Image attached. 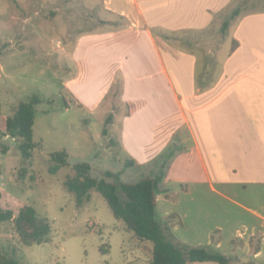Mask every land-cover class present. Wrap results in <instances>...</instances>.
I'll list each match as a JSON object with an SVG mask.
<instances>
[{"label": "rangeland", "instance_id": "374dc122", "mask_svg": "<svg viewBox=\"0 0 264 264\" xmlns=\"http://www.w3.org/2000/svg\"><path fill=\"white\" fill-rule=\"evenodd\" d=\"M58 1L0 0V190L3 194L0 208H10L15 213L18 206L31 205L50 224L47 242L23 245L18 241L12 224L3 223L0 225V246L15 247L20 264H150L151 244L141 242L126 232L123 223L112 216L99 193L91 191L89 202L77 206L74 195L63 185L64 180L73 175L74 164L88 163L90 175L99 178L105 171L123 170L128 156L118 145L115 135L109 131L106 136L101 133L110 109L116 110L120 106L118 85L112 88L102 110L88 112L75 108L70 102L66 106L64 102L68 101V93L63 89V82L75 70L61 50L73 44L78 30L96 24H89L85 11L78 6L67 9L56 18L54 10ZM234 6H246L248 11L264 13V0H234ZM222 19L223 16L220 17L221 22ZM237 21L229 24L226 35L219 32L221 22L196 32L152 31L163 52H166L165 45H170L176 54L184 50L193 51L197 59L195 73L200 74L204 84L219 77L239 78L243 74L260 78V72L254 66L238 62L244 47L236 51L238 43L234 41V30ZM118 22L121 24L119 19L115 24ZM253 27L257 32L264 31V23H254ZM32 95L39 96L43 102L35 107L32 140L37 146L29 160L24 161L17 148L18 140L5 130V120L13 108ZM183 104L186 105V101ZM131 107L130 103L125 105L127 111ZM179 116L180 113L175 114L174 110L173 122L177 128L168 139L171 144L167 141L161 151L168 148L164 151V165L149 173V168L135 164L121 172L120 182L134 183L149 177L156 181L166 172L168 163H165L171 156L189 151L193 143L186 127L179 124ZM203 120L211 125V120ZM187 121L196 136L197 119L188 118ZM109 138L115 141L111 149L116 155L107 146ZM61 150L68 155V165L52 174L48 170L49 154ZM21 168L23 172H20ZM177 169L181 171L182 166H177ZM203 183L204 186H198L193 195L180 201L178 210L186 213V224H178L175 234L172 229L171 232L181 242L193 246L197 241L192 236L197 233L203 236L202 229L218 223L223 227V237L232 233L227 244L224 241L219 246V250L231 258L229 264H262L251 259V250L258 241L260 229H255L253 236L250 234L252 230L248 222L252 214L243 208L264 213V208H261L264 207L263 192L223 189L224 196H220L206 187L207 181ZM158 184L156 181V186ZM180 189L183 188L177 192ZM157 190L160 195V189ZM157 212L167 223L175 221L172 227L178 221L173 214L164 216L160 209ZM214 233L217 232L213 231L212 235ZM184 236L187 240L183 239ZM101 246L107 252L102 253Z\"/></svg>", "mask_w": 264, "mask_h": 264}, {"label": "crops", "instance_id": "0c3cea01", "mask_svg": "<svg viewBox=\"0 0 264 264\" xmlns=\"http://www.w3.org/2000/svg\"><path fill=\"white\" fill-rule=\"evenodd\" d=\"M76 1L59 0L54 16L78 6L88 16V23L96 26L78 30L73 44L61 50L75 70L63 82L67 104L88 112L102 110L112 88L118 85L120 106L110 109L108 131L116 136L128 160L149 168V173L164 165L168 148L161 151L177 128L174 110L180 113L179 124L186 127L192 140L188 152L171 156L165 163L166 172L156 180L160 185L156 208L163 210L164 216L175 214L185 225L187 215L178 210L180 201L204 186L203 181L220 196H224L223 189L240 188L253 193L260 190L264 197V31L257 32L253 27L254 23H264V13L241 15L234 30L236 51L244 47L238 62L254 66L261 77L243 74L204 84L195 73L193 51L177 55L165 45L163 52L152 30H205L221 22L220 17L234 0ZM117 19L121 24H115ZM129 103L132 109L127 111L125 105ZM188 118L197 119L196 136ZM203 119L211 120V125ZM177 166H182L181 171ZM179 188L183 189L177 192ZM243 210L252 214L250 234L260 229L251 259L264 264V213L248 207ZM178 228L176 223L172 231ZM201 231L203 236L197 233L191 237L195 244H210L212 232L218 231V249L232 234L223 237V227L218 223Z\"/></svg>", "mask_w": 264, "mask_h": 264}, {"label": "trees", "instance_id": "16d2710c", "mask_svg": "<svg viewBox=\"0 0 264 264\" xmlns=\"http://www.w3.org/2000/svg\"><path fill=\"white\" fill-rule=\"evenodd\" d=\"M250 12L254 11H248L246 6L228 8L222 15L219 32L226 35L230 23ZM41 102L43 100L39 96L32 95L27 101L20 102L13 108L11 115L5 120V130L10 137L18 140L17 148L24 161L29 160L37 146L32 140V133L35 107ZM64 102L67 106L66 100ZM111 119L112 115H108L104 120L101 130L103 136L108 135L107 126ZM114 144L115 141L109 138L108 148L111 149ZM111 152L116 155L113 149ZM49 162L48 170L54 174L68 165V155L64 150L52 152L49 154ZM134 165L132 160H127L123 164V170L105 171L102 177L97 178L90 175L91 167L88 163H77L72 166L73 175L67 177L63 185L74 195L77 206L89 202L91 191L99 193L108 205L112 216L123 223L126 232L131 233L141 242L151 244L149 246L150 264H186L206 261L229 264L231 258L224 255L215 245V242L219 240L216 237L218 231L211 236L213 242L205 245L190 246L175 237L171 232L173 221L172 224L167 223L157 212L156 200L159 193L153 178L149 177L134 183L119 181L121 172ZM23 170L21 168L20 172ZM2 195L0 190V200ZM8 222L12 224L18 241L23 245L42 244L48 241L49 221L39 215L31 205H20L15 213L10 208H0V225ZM177 224H181L179 219ZM102 248L101 246L102 253L107 252ZM16 253V248L11 245L0 246V264H20Z\"/></svg>", "mask_w": 264, "mask_h": 264}]
</instances>
